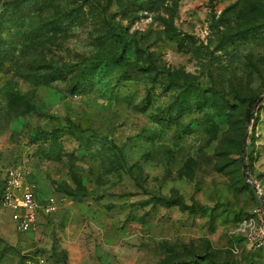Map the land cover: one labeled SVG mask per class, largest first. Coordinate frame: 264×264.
I'll list each match as a JSON object with an SVG mask.
<instances>
[{
    "label": "rangeland",
    "instance_id": "rangeland-1",
    "mask_svg": "<svg viewBox=\"0 0 264 264\" xmlns=\"http://www.w3.org/2000/svg\"><path fill=\"white\" fill-rule=\"evenodd\" d=\"M263 199L264 0H0V264H264Z\"/></svg>",
    "mask_w": 264,
    "mask_h": 264
},
{
    "label": "built area",
    "instance_id": "built-area-1",
    "mask_svg": "<svg viewBox=\"0 0 264 264\" xmlns=\"http://www.w3.org/2000/svg\"><path fill=\"white\" fill-rule=\"evenodd\" d=\"M3 209L11 212V218L20 232L35 229L39 221L40 210L45 214L54 213L58 207L55 196H50L48 202L41 206L34 189L24 182L19 169L11 170L5 183L1 197ZM38 264H45L40 260Z\"/></svg>",
    "mask_w": 264,
    "mask_h": 264
},
{
    "label": "trees",
    "instance_id": "trees-1",
    "mask_svg": "<svg viewBox=\"0 0 264 264\" xmlns=\"http://www.w3.org/2000/svg\"><path fill=\"white\" fill-rule=\"evenodd\" d=\"M258 100H259L258 97L252 98L250 103H249V108H248L247 117H246L248 123L251 122V120L255 118L254 108H255V104L258 102ZM242 154H243V156H245L246 150L243 149ZM243 162H245V159L243 160Z\"/></svg>",
    "mask_w": 264,
    "mask_h": 264
},
{
    "label": "water",
    "instance_id": "water-1",
    "mask_svg": "<svg viewBox=\"0 0 264 264\" xmlns=\"http://www.w3.org/2000/svg\"><path fill=\"white\" fill-rule=\"evenodd\" d=\"M262 204H263V208H264V199H263V201H262Z\"/></svg>",
    "mask_w": 264,
    "mask_h": 264
}]
</instances>
